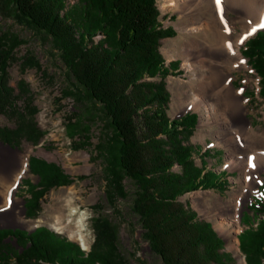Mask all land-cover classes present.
Here are the masks:
<instances>
[{
  "label": "trees",
  "instance_id": "obj_1",
  "mask_svg": "<svg viewBox=\"0 0 264 264\" xmlns=\"http://www.w3.org/2000/svg\"><path fill=\"white\" fill-rule=\"evenodd\" d=\"M8 1L16 9L15 20L45 36L59 55L67 87L56 97L57 104L69 98L100 111L104 124L97 148L106 162L109 205L131 194L129 211L137 218L150 252L162 264L224 263L211 225L178 202L186 193L222 184L212 172L194 166V151L186 142L196 114L167 117L168 93L162 80L170 67H165L159 47L172 32L159 26L156 0H76L70 5L69 0ZM22 43L18 36L0 32V115L18 120L14 129H0V141L5 144L21 138L37 144L44 136L35 122L38 109L27 85L20 81L17 90L9 86L12 65L21 71H41L29 52L18 56ZM244 48L242 55L259 78V95L264 100V32L249 39ZM78 111L71 110L65 121L70 139H83L80 149L88 139ZM28 166L38 181L23 180L29 195L25 216L34 219L47 192L69 185L71 179L56 164L36 157L29 158ZM174 167L180 172H174ZM252 206L261 220L255 230L240 234L239 247L246 264H264V198ZM93 209L94 239L87 252L45 227L30 234L0 230V264H131L121 253L116 226L100 213L99 204Z\"/></svg>",
  "mask_w": 264,
  "mask_h": 264
},
{
  "label": "rangeland",
  "instance_id": "obj_2",
  "mask_svg": "<svg viewBox=\"0 0 264 264\" xmlns=\"http://www.w3.org/2000/svg\"><path fill=\"white\" fill-rule=\"evenodd\" d=\"M75 1L69 0V5ZM236 1L240 2L241 0ZM209 2L216 10H220L227 6L228 0H222L220 6H217L215 0H209ZM156 7L159 11V26L172 32L171 37L160 41L159 47L165 67H170V73L162 80L168 93L167 117L174 120L186 114H196V125L186 142L194 151L192 157L194 166L199 170H204V172H212L222 184L217 188H199L196 191L186 193L178 199V202L193 210L199 220L211 225L220 241L218 252L222 258H225L222 264H246L245 256L239 247V236L247 229L255 230L258 220H261V214L255 212V207L252 205L264 198L262 190L264 173L257 177V181H260L259 185L246 201L242 213L237 215L241 219L240 229L237 231L234 222L229 217L225 220L218 217L214 211L215 204L219 200L225 203L231 202L233 195L238 190L247 188L248 181L239 170L229 169L228 151L219 144L215 128L206 125L205 112L202 109L200 112H181L176 101L179 95L184 101L186 95L190 94L191 89L189 87L194 88L197 82L192 77L193 72L183 67L184 61L180 56L181 46L184 42L197 37L183 29L182 23L178 19L179 16L175 8L170 6L169 0H156ZM15 13V7L8 0H0V32L16 35L24 41L17 49L18 56L29 52L39 61L41 71L36 68L21 71L18 65H12L9 69V86L17 90L20 81L27 85L31 92L33 105L38 109L35 122L37 127L44 132V136L37 144H33L24 138L17 139L12 144H5L0 141L2 146L8 145L10 150L22 154L27 152L23 158L26 173L21 176V181L15 192L16 201H14L12 208H10L12 205L10 203L1 206L0 226L23 227L28 230L45 227L58 237L76 243L81 250L83 248L89 250L94 239L91 229V219L95 216L93 206L99 204L102 207L100 213L116 226L121 253L131 264H162L161 260L150 252L148 244L141 237L142 231L137 223V218L129 211L131 194H128L124 200L117 199L112 206L106 199V162L97 148L104 124L100 111L90 103L81 105L69 98L63 99L57 104L56 97L60 96V92L67 87V76L59 55L45 36L37 34L15 20ZM234 17L233 13H228L225 20L231 22ZM240 31V27L236 25V34L238 35ZM258 32L264 31L262 29ZM253 37L255 35L249 39ZM99 38L100 36L96 37V40ZM245 43L240 48L241 55L245 49ZM243 59L246 61L248 69L233 72V87L247 101L250 113L246 117L251 127L261 133L264 131V100L259 95V78L248 65V60L244 57ZM156 81H160V78H157ZM74 108L79 110L78 122L81 127L83 126L88 139L85 140L86 144H83L85 147L80 149L77 147L83 139L76 140V142L72 141L66 128L65 115ZM200 121L202 122L200 123ZM17 123L18 120L13 115H0V129L12 130ZM30 157L56 164L71 179L69 185L52 188L47 192L41 200L40 212L34 219L26 218L21 213V209L25 207V200L29 198L27 186L23 184V180L32 183L38 181L37 177L29 171L28 161ZM180 170L179 167L173 168L176 173H179ZM124 183L127 191H130V182L125 180ZM68 198L72 200V203L65 206V201ZM73 208H78L81 211L87 208L92 213L91 218L83 222L86 225L82 229L86 246L80 242L79 238V241L78 239H68V229L73 231L74 236L80 237L76 226V222L80 220V211L73 214ZM246 216H250L247 224L244 222ZM25 221L29 223V227L24 224ZM56 229H61L63 234H60ZM226 235L231 239L230 245L236 247L234 250L229 248ZM10 240L7 238L6 242L10 243ZM12 244L16 247L14 240Z\"/></svg>",
  "mask_w": 264,
  "mask_h": 264
},
{
  "label": "bare ground",
  "instance_id": "obj_3",
  "mask_svg": "<svg viewBox=\"0 0 264 264\" xmlns=\"http://www.w3.org/2000/svg\"><path fill=\"white\" fill-rule=\"evenodd\" d=\"M235 1L228 0L227 6L216 10L209 0H169L183 29L197 37L181 46L183 67L193 72L192 77L197 82L194 88L189 87L190 94L184 101L179 95L177 105L181 112H200L201 109L205 112L206 125L215 128L219 144L228 151L229 169L239 170L248 181L247 188L238 190L231 202L219 200L215 204L218 217L222 220L229 217L238 231L241 219L237 215L242 213L246 201L259 185L257 177L264 173V131L260 133L251 127L246 117L250 113L247 101L233 87V72L248 69L240 48L262 30L259 25L264 18V0ZM228 13L235 15L231 22L225 20ZM236 25L241 30L238 35ZM253 28L256 31L249 35ZM241 40L244 42L240 43ZM26 153L0 144V208L9 201L12 208L16 201L15 192L21 176L26 173L23 161ZM79 222H76L78 237L86 246ZM24 224L30 226L26 221ZM67 232L73 233L70 229ZM226 238L229 248L234 250L236 247L230 245V237L226 235Z\"/></svg>",
  "mask_w": 264,
  "mask_h": 264
},
{
  "label": "clouds",
  "instance_id": "obj_4",
  "mask_svg": "<svg viewBox=\"0 0 264 264\" xmlns=\"http://www.w3.org/2000/svg\"><path fill=\"white\" fill-rule=\"evenodd\" d=\"M71 192V190H69ZM72 200L70 198L66 199L65 201V206H67L68 204H71ZM77 211H80V222L78 224V227L80 229H83L86 227V225L83 223L85 220L90 219L92 213L87 209H83L82 211L78 208H73L72 209V213L75 214ZM69 223H71V221H69ZM60 234H63V231L61 229H56ZM78 236H74L73 233L69 232L68 233V239L69 240H73V239H78ZM84 251H87V248H83Z\"/></svg>",
  "mask_w": 264,
  "mask_h": 264
},
{
  "label": "water",
  "instance_id": "obj_5",
  "mask_svg": "<svg viewBox=\"0 0 264 264\" xmlns=\"http://www.w3.org/2000/svg\"><path fill=\"white\" fill-rule=\"evenodd\" d=\"M264 31V30H263ZM257 34V33H256ZM255 34V35H256ZM0 144H2V143H0ZM7 147H8V145H7ZM23 203H24V201H23ZM22 215L23 216H25V207L22 209ZM37 228V227H36ZM21 230V231H25V232H27L28 234H30V233H32L33 231H34V229H31V230H28V229H25V228H23V227H15V226H12V227H10V226H0V230Z\"/></svg>",
  "mask_w": 264,
  "mask_h": 264
},
{
  "label": "snow or ice",
  "instance_id": "obj_6",
  "mask_svg": "<svg viewBox=\"0 0 264 264\" xmlns=\"http://www.w3.org/2000/svg\"><path fill=\"white\" fill-rule=\"evenodd\" d=\"M215 3L217 4V6H220L221 3H222V0H215ZM259 27L262 28V29H264V18H262V22L260 23ZM255 31H256V29L253 28V29L251 30V32L249 33V35H251V34H252L253 32H255ZM244 39H247V37H245ZM243 42H244V40H241V41H240V43H243ZM229 47H231V45H229ZM253 166H254V165H253ZM9 203H11V201H9Z\"/></svg>",
  "mask_w": 264,
  "mask_h": 264
}]
</instances>
